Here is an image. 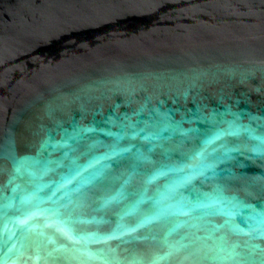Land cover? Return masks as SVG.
Wrapping results in <instances>:
<instances>
[{
	"label": "water",
	"instance_id": "1",
	"mask_svg": "<svg viewBox=\"0 0 264 264\" xmlns=\"http://www.w3.org/2000/svg\"><path fill=\"white\" fill-rule=\"evenodd\" d=\"M0 264H264V0H0Z\"/></svg>",
	"mask_w": 264,
	"mask_h": 264
}]
</instances>
